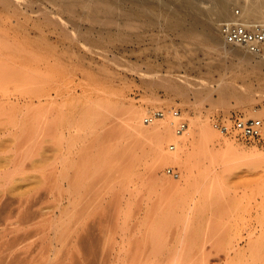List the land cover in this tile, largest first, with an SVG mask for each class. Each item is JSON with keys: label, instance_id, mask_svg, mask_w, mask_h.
I'll use <instances>...</instances> for the list:
<instances>
[{"label": "rangeland", "instance_id": "374dc122", "mask_svg": "<svg viewBox=\"0 0 264 264\" xmlns=\"http://www.w3.org/2000/svg\"><path fill=\"white\" fill-rule=\"evenodd\" d=\"M90 1L0 0V66L17 75L14 95L0 100V116L16 120L17 139L29 130L34 132L27 142L22 178L24 196L36 192L32 207L46 211L50 206L41 194L49 188L43 171L48 161H53V151H48L45 136L39 147H34L37 133L44 135L46 126H52L58 136L64 132L79 137L77 148L95 137L100 143L115 142V224H121L126 214L129 224L142 222L151 205L149 200L157 199L159 189L152 185L146 167L149 159L138 154L144 140H138L125 122L126 111L139 106L144 117L153 110L168 114L167 110L174 108L176 115L185 113L188 126L190 117L207 121L219 135L207 148L216 154L233 147V154L232 150L227 152L232 159L238 157L224 172L222 165L216 167L224 185L219 193L225 197L215 206L219 211L241 209L250 216L255 202L264 197V137L243 136L235 127V119L256 118L264 127V52L247 59L215 47L202 19L193 25L194 15L177 0H99L97 9L90 7ZM230 1L229 13L236 9L242 12L240 0ZM199 3L209 8L214 0ZM229 16L214 21L212 31L218 37H222L220 22ZM160 76H169L175 83L186 78L198 82L200 88L175 94L164 84L150 83ZM13 80L9 78L7 84ZM223 86L229 89L226 95L221 93ZM153 96L161 99L156 101L159 103L146 101ZM48 114L50 122L40 126ZM5 122L9 125L10 121ZM219 124L229 129L223 132ZM246 151L259 152L261 164L255 168L240 163L239 155ZM198 154L193 161H206ZM32 166L34 171L28 169ZM169 166L180 173L179 178L183 175L179 165H165L163 172L169 177L178 179L166 172ZM193 194L199 196L194 190ZM260 213L262 218L264 205ZM38 242L32 244L30 258L39 254ZM199 245L183 255L198 250L203 255ZM168 246L174 244L170 241ZM205 248L210 264H230L210 242ZM199 252L196 254L202 256ZM59 256L70 258L67 253ZM249 257L245 254L243 258L247 264Z\"/></svg>", "mask_w": 264, "mask_h": 264}, {"label": "bare ground", "instance_id": "6f19581e", "mask_svg": "<svg viewBox=\"0 0 264 264\" xmlns=\"http://www.w3.org/2000/svg\"><path fill=\"white\" fill-rule=\"evenodd\" d=\"M199 1L177 0V3L194 15L193 25L202 19L215 47L220 46L247 59L263 55L260 52L264 51L228 42L221 30L222 37L212 31L214 21L233 15L229 13L230 0H214L209 8ZM240 2L241 14L246 20L264 22V0ZM99 4V0L90 1L93 9ZM241 47L246 51L239 49ZM16 77L0 66V100L14 95ZM9 78H15L10 85L7 84ZM150 81L152 85L164 84L180 95L190 88H200L198 82L186 78L179 83L169 76L155 77ZM227 92L229 89L223 86L222 95ZM157 100L161 99L153 96L146 101L155 103ZM136 107L126 111L125 122L138 140H144L141 142L142 152L138 154L149 159L146 167L150 170L152 185L159 189L157 199L149 200L151 205L143 221L136 224H129L128 214L121 224H115V142L104 144L95 137L77 148L79 137L66 136L64 132L58 136L52 126H46L44 135L37 133L34 147H39L45 136L48 151H53V161H48L43 171L49 188L41 194V199L50 206L46 211L33 208L31 202L36 192L24 196L22 178L27 142L33 139L34 132L29 130L22 139H17L16 120L0 116V123L5 124L0 126V264H210L205 250L207 242L230 264H240L245 254L250 256L247 258L249 264H264V216L261 218L260 213L264 197L255 202L250 216L241 209L219 211L215 206L225 197L224 193H219L224 185L220 171V177L217 176L216 167L222 165V171L228 170L238 160V157L232 159L233 147L232 151L227 150L231 154L225 150L213 154L207 144L214 142L219 135L207 121L198 117H190L189 126L183 125L187 124L185 113L176 115L173 108L167 110L168 114L164 112L146 120L158 110L144 117V109ZM50 120L48 114L39 125ZM5 121H10L9 125ZM168 141L173 142L167 148ZM247 152L237 153L240 163L255 168L259 166L263 160L259 152ZM197 153H201L202 160L206 161H193ZM175 164L182 169L180 178V173L172 166L166 168V172L178 179L163 172L165 165ZM200 164L204 169H197ZM28 169L34 171L36 167ZM193 190L199 196L194 195ZM105 204L107 208L104 210ZM34 225L33 229L27 228ZM36 241L40 244L39 254L30 258L28 253ZM170 241L176 247L170 248ZM199 243L205 252L202 255L198 250L202 256L194 251L183 255L190 253ZM61 253L70 254V258L59 256ZM242 264H247L245 259Z\"/></svg>", "mask_w": 264, "mask_h": 264}, {"label": "built area", "instance_id": "2783aa9c", "mask_svg": "<svg viewBox=\"0 0 264 264\" xmlns=\"http://www.w3.org/2000/svg\"><path fill=\"white\" fill-rule=\"evenodd\" d=\"M219 27L228 42L245 45L255 51H264V22L246 20L240 10L236 9L231 17L220 22ZM163 113L160 110L154 111L146 117V120H152L153 115H162ZM183 125L187 124L183 123ZM219 126L224 130L229 129L226 124H219ZM235 127L247 138L264 137V127L259 119L238 117L235 119Z\"/></svg>", "mask_w": 264, "mask_h": 264}]
</instances>
